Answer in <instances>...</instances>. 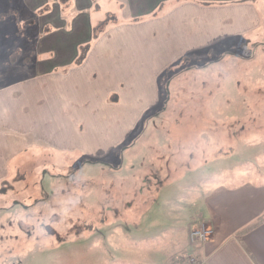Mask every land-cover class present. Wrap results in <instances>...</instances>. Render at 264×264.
Masks as SVG:
<instances>
[{"label": "rangeland", "instance_id": "374dc122", "mask_svg": "<svg viewBox=\"0 0 264 264\" xmlns=\"http://www.w3.org/2000/svg\"><path fill=\"white\" fill-rule=\"evenodd\" d=\"M253 2L256 34L177 65L167 102L107 158L47 151L15 161L0 188V264H89L95 246L96 264L105 249L102 264H165L195 253L187 228L215 190L264 183V0ZM99 4L91 44L110 23L129 20L126 5ZM40 13L25 0H0V89L32 78L45 58L36 46ZM92 70L81 71V86L92 84ZM114 129L81 128L80 141L108 137V145ZM56 231L65 234L60 241L50 235ZM50 246L63 255L41 253Z\"/></svg>", "mask_w": 264, "mask_h": 264}, {"label": "crops", "instance_id": "0c3cea01", "mask_svg": "<svg viewBox=\"0 0 264 264\" xmlns=\"http://www.w3.org/2000/svg\"><path fill=\"white\" fill-rule=\"evenodd\" d=\"M25 1L32 13L42 12L36 46L38 55H46L47 60L36 63L32 78L0 89V188L10 180L15 161L32 154L82 152L96 160L107 158L145 121L148 112L158 111L167 102L173 82V76L168 77L177 65L195 54L253 37L261 28L254 2L112 0L119 10L126 5L129 20L110 23L92 43L83 63L94 67L87 87L78 81L85 67H74V63L80 47L91 44L92 17L101 0ZM45 7L51 8L43 13ZM104 123L115 128L108 145H104L108 137L81 143L85 135L81 128ZM64 128L70 136L65 137ZM263 214L264 183L222 186L207 200L204 214L191 219L186 246H191L193 226L204 222L213 228L214 236L196 245L194 254L207 264H264V223L242 233ZM50 235L57 241L65 236L58 231ZM105 250L100 264L109 255V249ZM61 251L41 248V253L59 256ZM97 251L95 246L89 253V264H96Z\"/></svg>", "mask_w": 264, "mask_h": 264}, {"label": "built area", "instance_id": "2783aa9c", "mask_svg": "<svg viewBox=\"0 0 264 264\" xmlns=\"http://www.w3.org/2000/svg\"><path fill=\"white\" fill-rule=\"evenodd\" d=\"M213 236V229L209 225L201 223L193 228L190 238L192 242L203 244L213 238ZM170 264H207V262L205 259L195 255H183L177 257Z\"/></svg>", "mask_w": 264, "mask_h": 264}, {"label": "trees", "instance_id": "16d2710c", "mask_svg": "<svg viewBox=\"0 0 264 264\" xmlns=\"http://www.w3.org/2000/svg\"><path fill=\"white\" fill-rule=\"evenodd\" d=\"M247 2H253V0H240L237 1V3H247ZM47 8H45L43 10V13L46 12ZM103 34V31H100L99 34L97 35V37L93 38V41L95 42L96 40H98L100 38V36ZM93 43V42H92ZM92 44H88V45H84L80 47V52H79V56L76 60V62L74 63V67H80L86 60L87 55L90 51ZM5 185H7V183H2L1 187H4ZM264 223V214L257 218L251 225L247 226L242 233H247L248 231H251L253 229H255L256 227H258L259 225Z\"/></svg>", "mask_w": 264, "mask_h": 264}]
</instances>
